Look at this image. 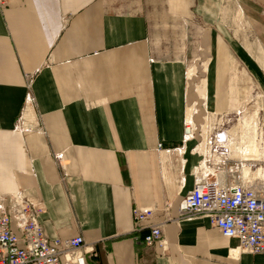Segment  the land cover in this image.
Wrapping results in <instances>:
<instances>
[{
  "label": "crops",
  "instance_id": "1",
  "mask_svg": "<svg viewBox=\"0 0 264 264\" xmlns=\"http://www.w3.org/2000/svg\"><path fill=\"white\" fill-rule=\"evenodd\" d=\"M252 1L264 53V0ZM185 2L228 33L222 0H0V203L10 211L22 194L43 209L51 240L81 235L86 264H264L206 216H180L202 161L185 133L197 113L196 101L186 107V64L164 37L168 18L195 17ZM230 77L210 75L211 100ZM194 91L205 98V78ZM232 160L219 173L226 181ZM135 206L155 210L142 231ZM151 225L161 241L138 243Z\"/></svg>",
  "mask_w": 264,
  "mask_h": 264
},
{
  "label": "rangeland",
  "instance_id": "2",
  "mask_svg": "<svg viewBox=\"0 0 264 264\" xmlns=\"http://www.w3.org/2000/svg\"><path fill=\"white\" fill-rule=\"evenodd\" d=\"M201 6L204 8L202 13L207 15L208 1L201 2ZM249 6L255 8L256 2L222 0L221 17L228 27V33L216 34L209 18L203 16L205 14L198 17L197 12L185 2V13L192 16L194 11L195 17L178 20L181 23H177L176 18H168L169 33H165L164 37L169 42L180 45L178 50H170L169 54L184 59L186 64V107L196 101L197 113L193 118L194 123L188 124L189 127L192 125L193 133L190 141L195 142L196 146L206 140L214 129H228L233 138L231 157L235 167V180L264 185V67L257 61L256 51H260L263 57L264 53L260 41L262 35L257 34L256 26L252 24L256 18L247 17L246 8ZM170 7L175 9L176 6L170 3ZM215 38L218 49L214 48ZM228 57L230 65L219 66L216 71L215 65L220 62L224 64ZM193 66L196 67V72L189 76L188 71ZM216 72L229 74L231 77L227 83V94L224 93L225 83L222 82L223 91L220 96L211 100L210 75L213 73L214 76ZM204 78L206 96L204 99L197 98L195 86ZM215 100L218 105L224 107L222 113H214ZM245 149H252L256 156L245 160ZM200 151H206L205 144ZM201 156L203 159V155Z\"/></svg>",
  "mask_w": 264,
  "mask_h": 264
},
{
  "label": "built area",
  "instance_id": "3",
  "mask_svg": "<svg viewBox=\"0 0 264 264\" xmlns=\"http://www.w3.org/2000/svg\"><path fill=\"white\" fill-rule=\"evenodd\" d=\"M185 133L193 137L188 123ZM232 140L228 130L219 128L204 140V153L198 149L201 142L195 146L203 159L195 168L193 188L179 201L180 216H206L221 235L238 240L239 250L264 255V185L238 182L233 174L226 181L219 174L230 161ZM15 199L10 211L0 203V264L87 263L81 235L51 240L41 223L43 209L22 194ZM154 214L152 207L135 206V230H144ZM162 234L159 225H151L138 243L156 245Z\"/></svg>",
  "mask_w": 264,
  "mask_h": 264
},
{
  "label": "bare ground",
  "instance_id": "4",
  "mask_svg": "<svg viewBox=\"0 0 264 264\" xmlns=\"http://www.w3.org/2000/svg\"><path fill=\"white\" fill-rule=\"evenodd\" d=\"M188 121H190V120H188ZM190 122H191V121H190ZM190 127H191V125H190ZM187 135H189V134H187ZM205 139H206V138H205ZM204 144H205V141L202 142V143L200 144L199 149H202L203 146H204ZM254 156H256V155L254 154V152H253L252 149H245V150H244V159H245V160H251V159L254 158ZM242 158H243V157H242Z\"/></svg>",
  "mask_w": 264,
  "mask_h": 264
}]
</instances>
